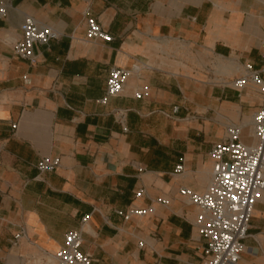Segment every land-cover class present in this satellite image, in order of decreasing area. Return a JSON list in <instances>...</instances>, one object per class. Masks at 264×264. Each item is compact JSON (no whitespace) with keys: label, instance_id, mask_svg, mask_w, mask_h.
<instances>
[{"label":"crops","instance_id":"0c3cea01","mask_svg":"<svg viewBox=\"0 0 264 264\" xmlns=\"http://www.w3.org/2000/svg\"><path fill=\"white\" fill-rule=\"evenodd\" d=\"M9 1L0 19V264H53L72 231L92 264H201L198 211L179 191L205 192L227 124L245 125L252 143L262 98L233 83L245 64L263 66L264 0ZM26 16L60 34L35 46L34 62L13 51ZM89 17L112 42L87 39ZM135 65L123 94L99 103L110 70ZM143 87L148 97L136 98ZM115 110L128 111L127 131ZM44 156L61 167L40 175ZM149 207L128 220L116 213ZM244 245L240 264H264V198Z\"/></svg>","mask_w":264,"mask_h":264},{"label":"built area","instance_id":"2783aa9c","mask_svg":"<svg viewBox=\"0 0 264 264\" xmlns=\"http://www.w3.org/2000/svg\"><path fill=\"white\" fill-rule=\"evenodd\" d=\"M10 1L0 0V19H7L10 13ZM87 39L89 41L102 40L112 42L113 36L105 31L95 19H87ZM21 38L14 42V54L31 62L35 61V46L48 45L60 38V34L49 26L41 24L35 18L26 16L21 25ZM263 66L256 69L251 63L243 66L242 75L233 83L237 89L254 87L262 100L259 109L249 124L251 144L242 140L245 125L229 123L226 125V137L216 143L211 151L213 169L207 189L197 193L183 187L179 195L197 209V216L192 222L196 231L195 240H205L206 247L201 264H240L242 254L246 251L244 241L249 237L250 221L255 205L264 198V41ZM140 68L135 65L131 69L114 67L109 72L105 96L99 103L106 105L108 100L123 94L125 85L134 72ZM149 88L143 87L136 92L135 97H148ZM179 111L175 107L174 113ZM127 110L113 111L117 121L124 131ZM167 115V114H166ZM169 116V115H167ZM16 129V125L13 126ZM62 165L60 157L44 156L37 163L40 175L56 171ZM145 167H140L142 172ZM184 172L182 164L177 165L175 173ZM144 190L137 192L141 197ZM162 203L167 200L162 199ZM153 207L148 209H134L127 213L117 210L116 213L125 220L132 215L140 217L153 213ZM89 216L83 218L87 223ZM25 231H21L14 238L13 245H18ZM83 234L81 231L69 232L65 237L64 246L53 256V264H92L93 258L81 252ZM140 247L145 246L142 241ZM256 251H253L255 253Z\"/></svg>","mask_w":264,"mask_h":264}]
</instances>
